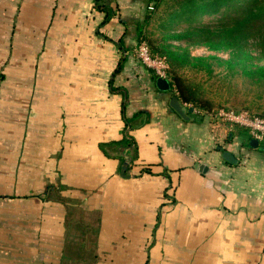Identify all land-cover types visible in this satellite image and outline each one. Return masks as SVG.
<instances>
[{
  "label": "crops",
  "instance_id": "0c3cea01",
  "mask_svg": "<svg viewBox=\"0 0 264 264\" xmlns=\"http://www.w3.org/2000/svg\"><path fill=\"white\" fill-rule=\"evenodd\" d=\"M154 1L0 0V264H40L28 223L46 264H148L154 231L159 264H264V144L170 106L136 55Z\"/></svg>",
  "mask_w": 264,
  "mask_h": 264
},
{
  "label": "rangeland",
  "instance_id": "374dc122",
  "mask_svg": "<svg viewBox=\"0 0 264 264\" xmlns=\"http://www.w3.org/2000/svg\"><path fill=\"white\" fill-rule=\"evenodd\" d=\"M179 1L180 0L155 1L153 8L149 10V15H147L149 21L146 25L143 38L139 39V44L145 42L154 54H159L165 46H169L172 49L180 46L185 47L184 43L168 38L170 34L180 32L190 25L185 19L169 17V14L179 8ZM212 17L213 16L203 15L200 20L208 21ZM188 52L191 57L204 58L205 61L203 65H205V63L211 64V71L207 70L203 65H198V67L185 65L177 70L178 76L194 89L195 96L198 98V103H194L197 107L195 108L197 111H202L205 106H208L211 109L210 112H204L205 115L221 108H231L235 110L247 108L252 112L264 114V77L260 79L257 76L251 77L242 71L243 67L255 68V66L264 65V42L251 40L246 47V54L239 57L233 56L230 50L212 51L201 45L189 47ZM226 60H233L235 63L230 67L228 64L224 63ZM210 118L212 121H217L214 117ZM30 226V223L25 225L24 248H30V250H32L31 248L37 246L40 250V264H46L47 261L50 260V256L47 255V247H50V245L57 246L60 243H58V240H51L48 246L47 240L42 237H40V239L38 238V243H36L35 239L30 241V235L27 233ZM155 234L156 231L153 232V238L146 241L144 248L145 254H149L148 264L160 263L158 259L159 256H155V254L161 252V249L166 247L165 243L171 244V247L177 244V241L174 239L161 240L155 236ZM27 238L29 240H27ZM53 241H56V243H53ZM69 241L72 243L69 242L66 245H68L70 249L77 250V253L81 250L80 247L83 244L82 242H85L83 239H72ZM188 241L189 245H192V240ZM113 242L116 241L113 240ZM31 244L33 246H31ZM125 244H127V241ZM87 246V262L88 264H93L96 262V258L93 257L95 251L93 248H97V240H87ZM124 248H128V245ZM132 248L135 249L134 247H131V249ZM102 254L103 255H101L99 259L100 263L103 264H130L131 262H135L132 264H142V262H138V260L129 262L127 260L128 258L126 257L125 259L123 256H120V253H115L116 255H114L115 257L112 263L111 261L105 262V258L110 260L112 253L105 251L102 252ZM77 256H79V254ZM154 257L157 260H155ZM34 258L36 259V257Z\"/></svg>",
  "mask_w": 264,
  "mask_h": 264
},
{
  "label": "trees",
  "instance_id": "16d2710c",
  "mask_svg": "<svg viewBox=\"0 0 264 264\" xmlns=\"http://www.w3.org/2000/svg\"><path fill=\"white\" fill-rule=\"evenodd\" d=\"M105 11L107 12L105 22H107L111 14L108 8H105ZM203 15L213 17L208 21H201ZM169 17L185 19L190 23L186 29L168 36L184 43L185 47L172 49L165 46L158 55L165 56L170 64L169 81L173 95L177 96L182 103L191 105L192 108H197L194 103H198V98L195 96L194 89L178 76L177 70L185 65L198 67L204 64L205 59L191 57L188 52L189 47L201 45L212 51L230 50L233 56L239 57L246 54V47L251 40L264 42V0H180L179 8L169 14ZM148 21L147 17L146 25ZM138 35L139 39L143 38V27H139ZM224 63L232 67L235 62L226 60ZM203 66L211 71V64L205 63ZM242 71L251 77L257 76L259 79L264 77V65L255 66V68L243 67ZM210 109L205 106L202 109L203 112L199 110V120H202L204 112H210ZM261 115L264 116V114ZM126 122L128 125L130 119H126ZM124 144L128 147L132 146L131 136H125Z\"/></svg>",
  "mask_w": 264,
  "mask_h": 264
},
{
  "label": "built area",
  "instance_id": "2783aa9c",
  "mask_svg": "<svg viewBox=\"0 0 264 264\" xmlns=\"http://www.w3.org/2000/svg\"><path fill=\"white\" fill-rule=\"evenodd\" d=\"M136 55L157 78L169 80L170 64L165 56L152 53L145 42L138 45ZM207 115L214 117L218 122L247 130L251 138L264 144V116L261 114L245 109L221 108Z\"/></svg>",
  "mask_w": 264,
  "mask_h": 264
},
{
  "label": "water",
  "instance_id": "95a60500",
  "mask_svg": "<svg viewBox=\"0 0 264 264\" xmlns=\"http://www.w3.org/2000/svg\"><path fill=\"white\" fill-rule=\"evenodd\" d=\"M156 85L157 88L161 91H170L172 89V85L169 80L163 79V78H157L156 80ZM170 106L182 117V118H187V108L181 104V101L177 96H173L170 101ZM190 112L193 111V108L188 109ZM250 145L254 148H259V142L256 139H252L250 142ZM223 158L231 163V164H236L237 160L234 157V155L228 151L223 152Z\"/></svg>",
  "mask_w": 264,
  "mask_h": 264
}]
</instances>
